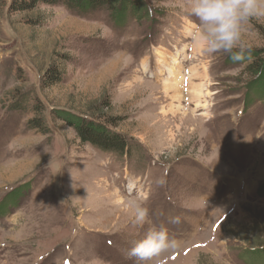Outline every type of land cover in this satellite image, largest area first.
I'll return each mask as SVG.
<instances>
[{
    "label": "rangeland",
    "instance_id": "1",
    "mask_svg": "<svg viewBox=\"0 0 264 264\" xmlns=\"http://www.w3.org/2000/svg\"><path fill=\"white\" fill-rule=\"evenodd\" d=\"M9 1L0 0V264H136L127 250L161 224L180 246L150 264H247L244 251L264 246V101L247 104L246 63L192 39L190 0H147L153 17L124 26L107 11H11ZM242 32L264 49V17ZM49 69L58 83L44 80ZM59 111L95 117L131 154L83 143ZM132 199L150 222L133 223Z\"/></svg>",
    "mask_w": 264,
    "mask_h": 264
},
{
    "label": "clouds",
    "instance_id": "2",
    "mask_svg": "<svg viewBox=\"0 0 264 264\" xmlns=\"http://www.w3.org/2000/svg\"><path fill=\"white\" fill-rule=\"evenodd\" d=\"M190 3V14L199 21L192 39L201 45L206 54H228L233 62L253 60L251 47L242 40V29L251 19L264 17V0H190ZM128 203L133 223L144 225L150 222V209L147 206L135 199ZM179 222V216L168 218L170 224ZM179 246L180 241L170 234L168 227L161 224L149 228L127 250L126 256L134 259L136 264H150L155 258Z\"/></svg>",
    "mask_w": 264,
    "mask_h": 264
},
{
    "label": "trees",
    "instance_id": "3",
    "mask_svg": "<svg viewBox=\"0 0 264 264\" xmlns=\"http://www.w3.org/2000/svg\"><path fill=\"white\" fill-rule=\"evenodd\" d=\"M41 4L48 6L63 5L80 14H92L97 11H107L115 25L124 26L132 20H142L153 17V9L147 0H10L11 11H32ZM253 60L246 63V70L251 74L252 79L247 85V94L250 104L255 99L264 101V49H252ZM231 60V59H230ZM231 62H233L231 60ZM48 83L56 84L61 80V74L49 69L44 76ZM56 113V112H55ZM77 133L78 138L91 146L105 152L117 153L121 156L131 154L129 141L122 134L108 128L105 124L98 122L95 117H87L73 113L58 112ZM41 123L37 119L30 121L32 128H39ZM42 126H46L43 123ZM259 196H264V186L258 190ZM247 264H264V246L257 245L248 248L242 255Z\"/></svg>",
    "mask_w": 264,
    "mask_h": 264
}]
</instances>
